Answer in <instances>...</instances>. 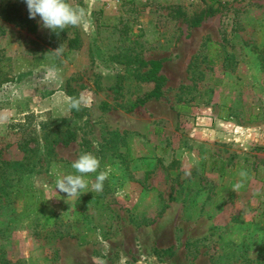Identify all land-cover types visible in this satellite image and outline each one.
<instances>
[{
    "label": "rangeland",
    "instance_id": "1",
    "mask_svg": "<svg viewBox=\"0 0 264 264\" xmlns=\"http://www.w3.org/2000/svg\"><path fill=\"white\" fill-rule=\"evenodd\" d=\"M68 2L57 34L0 0V264H264V0ZM84 152L111 172L68 197Z\"/></svg>",
    "mask_w": 264,
    "mask_h": 264
},
{
    "label": "clouds",
    "instance_id": "2",
    "mask_svg": "<svg viewBox=\"0 0 264 264\" xmlns=\"http://www.w3.org/2000/svg\"><path fill=\"white\" fill-rule=\"evenodd\" d=\"M28 16L35 19L39 16V22L45 29L59 33L67 27H77L85 22V10L78 6L74 7L68 0H25ZM59 54L62 49L58 47L56 50ZM61 103L66 105L63 115L69 119L72 110L77 112L81 107H90L92 100L85 97L82 93L78 97H67ZM6 120V117H0V121ZM71 168L76 174H65L56 180L55 188L60 192L67 194L68 197H74L89 187L85 176L90 173H98L95 181L91 184L92 191L102 192L104 181L108 179L111 168L98 171L100 169V160L90 152L81 153L73 160ZM240 180L233 186V191H239L244 187V181L247 179L248 173L241 170L239 172Z\"/></svg>",
    "mask_w": 264,
    "mask_h": 264
},
{
    "label": "trees",
    "instance_id": "3",
    "mask_svg": "<svg viewBox=\"0 0 264 264\" xmlns=\"http://www.w3.org/2000/svg\"><path fill=\"white\" fill-rule=\"evenodd\" d=\"M2 17L5 19L13 20L12 17H8L6 16V14H3ZM197 21H198V17H195L194 20L191 22L192 25L196 24ZM21 25L27 26L29 28L34 27V24L29 22L28 18H25L24 20L21 19ZM149 63H150V68L146 71L145 74H146V78L149 80V82H151V88L148 91L141 93V95L136 96L135 99L125 107L124 109L125 111H131L136 107L141 106L149 98H159L161 96V85L163 83V77L157 74L158 70L161 67L160 62L154 60V61H150ZM182 87L183 86H179V88ZM105 106L106 103L102 102L101 107L104 108ZM52 218L53 217L48 214L44 216L46 226L48 225L50 226L53 223ZM0 253H1V249H0Z\"/></svg>",
    "mask_w": 264,
    "mask_h": 264
},
{
    "label": "crops",
    "instance_id": "4",
    "mask_svg": "<svg viewBox=\"0 0 264 264\" xmlns=\"http://www.w3.org/2000/svg\"><path fill=\"white\" fill-rule=\"evenodd\" d=\"M193 120H195V125L196 124H198V123H204L205 125H209V126H205V127H211V123H212V118L211 117H206V116H195V119H193ZM198 121H202V122H198ZM208 129H210V128H208Z\"/></svg>",
    "mask_w": 264,
    "mask_h": 264
}]
</instances>
